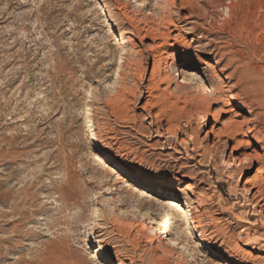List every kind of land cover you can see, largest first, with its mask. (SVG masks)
Wrapping results in <instances>:
<instances>
[{"label":"rangeland","instance_id":"obj_1","mask_svg":"<svg viewBox=\"0 0 264 264\" xmlns=\"http://www.w3.org/2000/svg\"><path fill=\"white\" fill-rule=\"evenodd\" d=\"M138 1L0 0V264H264V0Z\"/></svg>","mask_w":264,"mask_h":264},{"label":"bare ground","instance_id":"obj_2","mask_svg":"<svg viewBox=\"0 0 264 264\" xmlns=\"http://www.w3.org/2000/svg\"><path fill=\"white\" fill-rule=\"evenodd\" d=\"M242 2V1H248L249 3H248V5H250L251 3H253V4H258V3H260L261 1L260 0H224V2H219V4H218V6H217V8H216V11L218 12V19L220 18V17H224L225 19H228L230 16H231V11L233 10V8L235 7V5H236V3L237 2ZM251 1V2H250ZM133 2L135 3V4H138V5H140V7L141 6H143V3L142 2H139L138 0L136 1V0H133ZM115 3H116V0H113V6H115ZM160 4V3H159ZM156 5V4H155ZM158 5V4H157ZM244 5V4H243ZM103 12L104 13H107V10H103ZM151 14V12H148L146 15H150ZM152 14H154V13H152ZM151 14V15H152ZM222 17V18H223ZM223 18V19H224ZM149 19H151L150 17H149ZM154 20V19H153ZM222 20V19H221ZM218 21V20H217ZM217 24H218V22H217ZM220 28V27H219ZM150 46H152V45H150ZM150 46H145L144 45V47H143V49L145 48V50L147 51L148 49H149V47ZM153 47V46H152ZM152 47H151V49H152ZM149 51V50H148ZM152 51V50H151ZM155 59V58H154ZM153 60V59H152ZM196 61L197 62H200V63H202V65H204L206 68H210L211 66L210 65H208L206 62H203V61H201V59L199 58V57H196ZM153 63H154V61H152ZM152 63V64H153ZM181 66V67H180ZM119 68H120V66H119ZM119 68H118V71L117 72H119ZM154 68V67H153ZM179 70H180V73L178 72H175V77H174V80H175V83H177V81L178 80H176V77H180L181 75H182V78H181V80H180V82H179V84L178 85H180V87H181V90H182V88L184 89V88H190V83H189V81H190V79L188 78V76L187 75H185L186 74V72H187V70H190V68L185 64V63H182V62H180L179 63V68H178ZM160 70V69H159ZM210 81V80H209ZM185 90V89H184ZM188 90V89H187ZM212 101V100H211ZM213 102V101H212ZM233 103L232 102H229L228 101V106H231ZM220 112H222V111H220ZM225 113L226 114H235L234 113V110L232 109H227V110H225ZM236 115V114H235ZM235 115L233 116V117H235ZM237 115H238V113H237ZM237 115H236V117H237ZM244 119V122L246 123V124H250V123H252V122H254L253 121V118L251 117V118H249V117H244L243 118ZM211 120V118L210 117H206L205 118V121H207V122H209ZM232 119H230V118H228V120L226 121V122H224V127H226V128H228V127H230L231 125V123H232V121H231ZM241 122V121H240ZM243 122V120H242V123H244ZM235 123V122H234ZM226 128H225V130H226ZM215 130H214V128H210L209 130H207V133H206V135L207 136H210V134H212L213 132H214ZM221 133V132H220ZM223 134V133H222ZM218 136V135H217ZM219 137V136H218ZM221 137V136H220ZM248 143H249V141H248ZM252 152L250 153V154H248L247 156H248V158H250V159H255L256 157H259L260 156V151H258L256 148H254V149H252L251 150ZM262 154V153H261ZM92 155V154H91ZM262 157V156H261ZM92 158H94L95 160H98V161H100L99 163L101 164H103L105 161L103 160V158H99L98 156H97V154L96 155H93V157ZM247 158V157H246ZM257 159V158H256ZM255 159V160H256ZM93 160V159H92ZM239 162V161H238ZM115 171V170H114ZM249 171V170H248ZM260 173H264V168H263V170H261V171H259ZM258 172V173H259ZM114 173H116V172H114ZM113 173V174H114ZM261 174V175H262ZM121 176V174H117V176ZM120 178V177H119ZM121 179V178H120ZM123 179V178H122ZM124 182V181H123ZM247 183V182H246ZM146 189H148V188H146ZM145 190V189H144ZM139 191V190H138ZM248 192V191H247ZM143 193V192H142ZM156 194L157 195H159V194H161V195H163V196H165V197H167V198H169L170 196L169 195H165V193H163V192H161L160 190H158V192H156ZM176 207H179L178 206V204L176 205ZM175 207V208H176ZM182 207V206H181ZM179 209V208H178ZM184 210V209H183ZM180 211H182V209H180ZM187 211V210H186ZM189 213H191V212H189ZM188 214V213H187ZM189 217H190V220H191V222H193V223H197V222H195V216H193L192 214H189L188 215ZM133 217V216H132ZM179 217V216H178ZM134 218H140V219H142V217H138V216H135L134 215ZM177 218V217H176ZM180 218H182V217H180ZM260 218V217H259ZM179 219V218H178ZM239 219V218H238ZM247 220V219H246ZM187 221V220H186ZM247 222V221H246ZM256 222V221H255ZM249 223V222H248ZM191 224V223H190ZM198 225V224H197ZM196 226V225H195ZM200 226V225H199ZM157 228V227H156ZM202 230V229H201ZM142 234H144V233H142ZM201 235V234H200ZM240 235V234H239ZM254 235V234H253ZM247 236V235H246ZM202 238V237H201ZM254 238V237H253ZM252 238V239H253ZM251 239V241H257V239L256 238H254L253 240ZM204 240H205V238H204ZM203 240V241H204ZM250 240L248 239L247 240V242H249ZM170 245L171 246H175V245H177V243H176V241L174 240V239H171L170 241ZM181 245V244H180ZM264 246V245H263ZM180 249L181 250H183V249H186V246H185V244L183 245H181V247H180ZM99 256V252H96V255H94L93 257H98ZM134 259V258H133ZM232 260L231 261H229L230 263H237L238 262V260L236 259V258H231ZM212 262V261H211ZM211 262H204L203 264H211ZM238 263H240V264H243L242 262H238Z\"/></svg>","mask_w":264,"mask_h":264}]
</instances>
